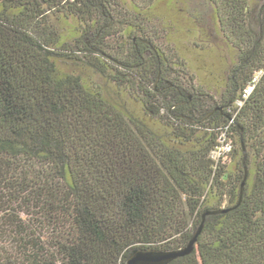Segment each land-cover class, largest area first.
<instances>
[{"label":"trees","instance_id":"1","mask_svg":"<svg viewBox=\"0 0 264 264\" xmlns=\"http://www.w3.org/2000/svg\"><path fill=\"white\" fill-rule=\"evenodd\" d=\"M157 1L0 0V264H264V0L186 8L236 50L216 98Z\"/></svg>","mask_w":264,"mask_h":264},{"label":"rangeland","instance_id":"2","mask_svg":"<svg viewBox=\"0 0 264 264\" xmlns=\"http://www.w3.org/2000/svg\"><path fill=\"white\" fill-rule=\"evenodd\" d=\"M202 0H158L151 14L160 18V48L165 52H177L194 75V84L215 98L223 91L227 74L235 61L236 50L216 31L196 25L189 10L198 8ZM154 17V18H155ZM99 80V81H98ZM108 97L122 108H126L150 126L156 124L147 115L138 101L104 78H97ZM144 254L159 256L156 252L136 251L133 256ZM135 264H163L159 261L138 260Z\"/></svg>","mask_w":264,"mask_h":264},{"label":"water","instance_id":"3","mask_svg":"<svg viewBox=\"0 0 264 264\" xmlns=\"http://www.w3.org/2000/svg\"><path fill=\"white\" fill-rule=\"evenodd\" d=\"M243 150H244V148H243ZM244 157H245V152H244ZM244 179H245V176H244ZM243 183H244V181H243ZM243 183H242V186H243ZM222 211H224V210H208L205 212V214H214V213L222 212ZM198 232H199V230L197 231L196 234H198ZM195 239H196V236H194V238L187 244V246L181 250L169 251V252H163V253L156 252V253L160 254L159 256H147L144 254L133 256V254H132L129 257L127 264H135V262L138 260L156 261V262L161 261L164 264L167 261H169L170 259H173L177 256H181V255H185V254L189 253L192 250L193 243H194ZM142 252H144V251H142Z\"/></svg>","mask_w":264,"mask_h":264},{"label":"built area","instance_id":"4","mask_svg":"<svg viewBox=\"0 0 264 264\" xmlns=\"http://www.w3.org/2000/svg\"><path fill=\"white\" fill-rule=\"evenodd\" d=\"M230 148V145L227 144V146L224 144L221 148L217 149L212 153L213 157H218L221 153V151L228 150Z\"/></svg>","mask_w":264,"mask_h":264}]
</instances>
